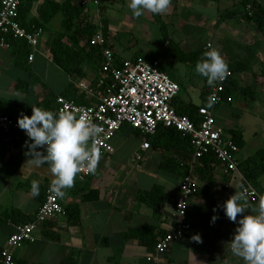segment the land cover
<instances>
[{
    "label": "crops",
    "instance_id": "obj_1",
    "mask_svg": "<svg viewBox=\"0 0 264 264\" xmlns=\"http://www.w3.org/2000/svg\"><path fill=\"white\" fill-rule=\"evenodd\" d=\"M90 1L91 4L84 10L85 15L95 25L99 20L104 25L102 16L114 0H101L103 9ZM121 1L130 11L128 0ZM242 1L170 0L169 8L163 14L154 16L145 11L141 17L133 16L132 24L141 28L143 33L151 20L159 22L164 31L171 26V29H167L169 39L164 40L161 51L147 49L143 45L133 53H120L117 49L119 46L131 50V45L127 42L124 45L116 38L119 33L110 28L109 20L105 17L108 40L119 59H131L135 55L158 59L170 77V74L180 76L176 80L171 78L180 85L178 98L185 103L199 104L204 92L208 94L212 86L194 72L195 64L191 62L185 63L186 72H183L176 64L180 60L174 53L178 48L184 52H202L206 42L215 43L229 65L237 69L233 73L228 96L231 100L219 104L215 115L217 124L227 135L231 136V130H239L243 134L245 145L237 154L239 161L264 149V34L256 22L240 11L230 18L220 19L227 9H242ZM256 1L264 7V0ZM43 2L24 1L31 7L27 20L38 16ZM180 10L184 15H180ZM59 13L47 23L45 29L40 28L42 34L36 46L27 40H15L8 47H0V99L32 107L51 94L64 96L61 93L70 84L77 88L78 93L81 92L79 81L87 82L94 89L100 87L104 74L94 65L83 62L78 66L74 63L71 71H65L52 60L50 43L56 33L63 31L62 13L60 24H53ZM122 26L126 27L125 24ZM194 27L212 33L213 39L200 40L202 36L197 37L193 33ZM133 30L129 27L122 32L133 34ZM71 34L72 31L67 32L64 37L68 44H72ZM24 43H27V47ZM82 44L76 47L80 48ZM14 50L22 53L23 66L15 62ZM31 53L32 59L29 58ZM202 58L203 53L199 55V59ZM79 67L86 73L85 77H79L75 71ZM194 97L199 98L197 103ZM51 105L54 106V102ZM146 139L150 142L148 149L142 147ZM111 144L113 151L100 155L96 172L84 179L78 174L73 187L60 198L64 207L79 205L80 223L70 225L65 214L42 222L34 242L13 250L16 264H153L147 261V256L153 250V242L174 224V203L184 174L182 166L189 165L191 157H177L174 148L165 146L162 139H149L129 125L114 135ZM26 151L24 146L12 142L9 151L0 160V252L8 237L16 232L17 226L22 222L27 223L24 221L28 218H34L39 208L41 201L32 195L31 182L38 181L39 187L44 190L53 179L47 165L34 167L27 162L29 157L25 155ZM12 154L21 156L20 168L15 173H5L4 164ZM137 154L142 158L138 160ZM196 177L197 189L189 201L188 212L192 229L161 255L159 264H243L228 247L237 225L225 216L222 209L224 201L235 193V187L242 185L241 179L233 172H225L221 163L215 165L212 181L198 174ZM256 186L264 193V173L257 178ZM153 188H158L163 196L159 210L138 198L141 190ZM255 205L248 202V210ZM13 211L18 212L14 219L1 216ZM214 215L217 219L213 222ZM145 226L152 228L146 236L123 238L125 233ZM51 234H55V237H51ZM197 234L201 237L199 243L193 240Z\"/></svg>",
    "mask_w": 264,
    "mask_h": 264
},
{
    "label": "built area",
    "instance_id": "obj_2",
    "mask_svg": "<svg viewBox=\"0 0 264 264\" xmlns=\"http://www.w3.org/2000/svg\"><path fill=\"white\" fill-rule=\"evenodd\" d=\"M24 1L0 0V47H8L12 37L25 39L32 46L37 45L42 30L28 31L19 19V7ZM90 2L83 0V4L86 5ZM92 2L99 5L101 0H92ZM103 28L104 25L99 20L96 24V32L90 38V44L100 49L103 58L101 71L104 77L110 78V82L104 86L102 80L100 87L94 89L87 82L79 81L78 87L89 103L80 104L74 99L58 96L56 112L65 109L74 110L76 114H84L96 123L102 129L95 140L100 155L113 151L111 140L125 125L139 130L147 138L149 135H154L159 126L174 127L183 135L189 136L194 158L191 170L183 176L179 185L174 207V224L158 239L151 254L147 256L149 263L159 264L161 255L192 229V223L186 218L189 201L197 189V177L194 176L193 165L198 163L204 154L213 153L221 161L225 172H233L239 176L248 192V202L257 204L259 197L264 193L243 174L237 157L239 147L216 121L214 110L216 105L231 100V97L224 99V92L230 85L232 71L228 70L225 79L211 87L209 96L214 95L216 102L212 108L201 106L198 109V120L195 121L186 115L178 114L173 108L172 101L180 92V85L161 69L160 61L148 59L143 55L118 61ZM210 49L218 51L212 41L206 42L203 46L204 51ZM219 54L226 62L225 57L220 52ZM29 58H33V53ZM0 129L4 132L16 129L25 135V132L18 127L17 121L2 113H0ZM142 147L144 149L150 147L148 139L143 142ZM141 158L142 156L137 154V159ZM90 174L85 169L79 173V176L84 179ZM64 214L65 208L60 198L52 195L48 186L45 199L40 203L34 219L19 224L16 232L8 237L5 247L1 250L0 264H16L13 250L23 244L34 242L37 238L36 231L42 222Z\"/></svg>",
    "mask_w": 264,
    "mask_h": 264
},
{
    "label": "trees",
    "instance_id": "obj_3",
    "mask_svg": "<svg viewBox=\"0 0 264 264\" xmlns=\"http://www.w3.org/2000/svg\"><path fill=\"white\" fill-rule=\"evenodd\" d=\"M93 3V2H92ZM91 4V2L89 3ZM242 9L235 10V9H227L221 14V20H225L230 18L237 13L242 12L243 15H246L249 19L256 22L260 31L264 34V7L259 4L256 0H243L241 3ZM88 7V4H83V0H65L63 2H59L56 0H44L41 8L39 9L38 16L27 20V16L31 10V7L27 4L21 3L19 7V19L21 24L28 30L32 31L35 27L36 29H45L47 23L55 16L57 13H62V32H58L54 35V39L50 43L52 60L62 69L65 71H71L72 65L74 63L80 66L83 62L94 65L96 70L101 71L102 66V54L100 49L94 45L90 44V38L96 32V25L85 15L84 10ZM99 7L102 6L99 4ZM103 9V8H102ZM245 9V10H244ZM104 13V12H103ZM154 16L156 14H153ZM102 20L104 22V34L108 37V28L106 25L105 16H102ZM163 30V27H161ZM71 41L72 44H68L64 41V37L67 35V32H71ZM164 40L168 41L169 35L167 32L163 30ZM15 40H19L20 42L26 41L25 39L20 38H11L9 40V46L12 45V42ZM83 43V44H82ZM171 43V42H169ZM168 43V44H169ZM77 44H82L80 48H77ZM27 43H24L26 46ZM174 45H176L174 43ZM177 46V45H176ZM27 47V46H26ZM15 55V62L18 65L23 66L24 61L22 58V53L16 50L13 51ZM29 50L26 52L28 53ZM205 51H195V52H184L178 48L176 53H174L175 57H177L181 62L187 63L191 62L192 64H196L199 59V55L204 53ZM117 56V55H116ZM139 56V55H138ZM138 56H134L136 58ZM118 57V56H117ZM148 59H154L152 56H145ZM120 61L119 57L117 58ZM161 64V62H160ZM228 65V70L236 71V68H233L229 63L226 61ZM161 66V65H160ZM161 69H163L161 67ZM79 77H85L86 73L79 67L76 69ZM102 72V71H101ZM232 79H229V86H227L224 92V99H227L230 93V88L232 85ZM103 85L110 82V78L105 76L103 78ZM102 85V86H103ZM211 89V88H210ZM248 88H245L247 90ZM210 91V90H209ZM179 94V93H178ZM64 97L73 98L80 104L89 103V101L85 98L84 94L81 92L78 93L77 88L74 85H69L65 91L61 93ZM204 97L199 104H195L193 102L185 103L182 99L178 98V95L173 99L172 106L180 115H186L187 117L197 121L198 119V109L201 106H207V98L209 97V92L206 94L204 92ZM57 96L56 95H49L39 104L34 107H39L41 109L50 110L56 113V103ZM54 102V106L51 105ZM218 105L214 108L216 111ZM0 113L9 115L15 121H18V118L23 115L30 116L32 114V107H28L23 105L22 103H18L17 101H5L0 99ZM197 119V120H196ZM137 130V129H135ZM139 131V130H137ZM232 140L237 144L239 150L242 149L245 145V140L243 138V134L239 130H231L230 131ZM148 138H158L162 139L165 146H172L177 153V157H191V162L194 158V151L191 145V140L189 136L183 135L181 131L177 130L174 127H164L159 126L157 132L154 135H149ZM27 136L24 135L19 130L13 129L9 132H2L0 130V160H2L5 154L10 149V144L17 143L19 146H24L25 141L27 140ZM27 149V148H26ZM184 164V174L183 176L189 173V169L191 168L192 163ZM221 161L213 154L208 153L204 154L200 159L199 162L193 165V173L194 176L198 174L201 178H205L207 181H212V175L214 172V167ZM222 164V163H221ZM21 165V156L12 154L7 162H5L4 172L5 173H15ZM239 166L243 174L246 178L251 181L256 186L257 178L264 173V149H260L256 151L252 156L248 157L243 161H239ZM257 187V186H256ZM258 188V187H257ZM45 191L46 189L39 187V195L36 196L40 199L41 202L45 199ZM139 201L146 203L148 206L154 208L155 210H159L160 206L163 202V196L159 193L158 188H153L151 190H141L139 192ZM175 204V203H174ZM175 207V205H174ZM65 208V215L67 216L68 223L70 225H78L80 223L81 212L80 207L78 204H70L64 207ZM189 212V207H188ZM188 212H187V220L188 219ZM18 212H10V214L4 213L1 216L12 218L16 217ZM34 218H28L24 222H30ZM22 221V220H20ZM23 224V222H22ZM152 229L150 226H145L144 228L133 230L125 233L123 238L130 239L132 237H143L148 234V231ZM168 232V231H167ZM166 232V233H167ZM164 233V234H166ZM163 236V235H162ZM51 237H55V234H51ZM160 238V237H159ZM158 238V239H159ZM157 239V241H158ZM157 241L153 242V248ZM1 253V252H0ZM1 255V254H0Z\"/></svg>",
    "mask_w": 264,
    "mask_h": 264
},
{
    "label": "clouds",
    "instance_id": "obj_4",
    "mask_svg": "<svg viewBox=\"0 0 264 264\" xmlns=\"http://www.w3.org/2000/svg\"><path fill=\"white\" fill-rule=\"evenodd\" d=\"M169 5L170 0H128V8L135 17H141L145 11L163 14ZM194 72L205 78L211 87L225 79L228 65L217 50L210 49L196 62ZM215 102L216 97L210 95L207 107L212 108ZM17 123L28 138L25 141L27 162L34 167L47 165L53 176L49 184L52 195L63 198L83 170L96 172L100 153L95 140L102 129L84 114L78 115L67 109L54 113L32 106V114H22ZM235 189L222 205L225 216L237 225L228 242L229 250L243 264H264V195L249 211L248 192L243 185ZM31 193L34 197L39 195L36 180L31 182ZM216 219L214 215L213 222ZM193 240L199 243L201 237L197 234Z\"/></svg>",
    "mask_w": 264,
    "mask_h": 264
},
{
    "label": "rangeland",
    "instance_id": "obj_5",
    "mask_svg": "<svg viewBox=\"0 0 264 264\" xmlns=\"http://www.w3.org/2000/svg\"><path fill=\"white\" fill-rule=\"evenodd\" d=\"M182 10H180V15H184V13H181ZM106 18L109 20V26L110 28L118 32L119 35L116 37L118 40L121 41L122 44L125 45V42L131 45V50L127 48H121L119 46L117 49H119L120 53L129 52L133 53L134 51L141 49L143 45H146L148 47L147 49H158L161 51V47H163L164 43V35L163 30L161 28V24H158L159 22H156L155 20H151L147 23V27L144 29V33L142 32L141 28H139L136 24H132V12L126 10L124 7V4L121 0H114L112 5L110 7H107L105 13L103 14ZM62 18V15L59 13L54 20L53 24H60V20ZM123 24L126 25L125 28H122ZM131 27L133 30V34L130 32H122L124 29H129ZM171 26H167V29H171ZM195 28V27H194ZM122 29V30H121ZM167 29H165V32H167ZM146 31V32H145ZM197 37H200V40L205 41L206 39H213V34L208 32H203L202 30L195 28V31L193 32ZM212 37V38H211ZM139 44H138V43ZM133 47V49H132ZM126 56H129V54H126ZM176 64L179 66L183 72H186V65L185 63H180V61H176ZM173 79L180 78V76H173L170 74ZM194 101L197 103L199 101V98L194 97ZM33 101L30 100V102Z\"/></svg>",
    "mask_w": 264,
    "mask_h": 264
}]
</instances>
